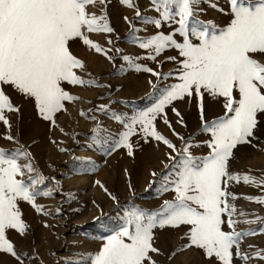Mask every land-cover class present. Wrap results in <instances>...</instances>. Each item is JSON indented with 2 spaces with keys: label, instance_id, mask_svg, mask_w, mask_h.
Returning a JSON list of instances; mask_svg holds the SVG:
<instances>
[{
  "label": "rangeland",
  "instance_id": "374dc122",
  "mask_svg": "<svg viewBox=\"0 0 264 264\" xmlns=\"http://www.w3.org/2000/svg\"><path fill=\"white\" fill-rule=\"evenodd\" d=\"M257 2L238 0L244 7H254ZM132 3L134 6L128 7L120 0H107L105 5L88 6L90 15L100 16L106 12L113 32L87 33L85 30L87 38L103 50L101 53L84 45L80 38L69 41L70 52L83 63L82 68L73 71L85 85L61 82V87L74 99L63 101L64 107L51 120L41 116L34 99L11 86H2L18 111H4L10 127L0 122V149L6 153L16 150L25 153L18 157V163L30 164L33 172L24 168V176L17 178L28 181L42 177L35 190L50 193L36 197L40 212L29 202L18 200L24 233L6 229V239L24 264H91L112 236L125 228L134 231L130 220L135 214L150 215L158 212L165 202L175 201L172 181L181 171L186 142L197 162L211 153L207 147L211 133L204 131V127L225 116L226 101L203 89L202 99L195 94L177 99L153 121L155 130L175 145V152L163 142L146 136L139 124L134 125L135 134L129 137L131 149L121 146L122 137L133 121L159 102L163 89L181 82L177 77L184 59L174 47L167 48L155 59L149 58L154 51L142 49L140 42L155 35L172 34L178 24L162 21L157 28L153 22L161 19L162 9L156 11L150 0H132ZM212 4L215 7L201 0L190 29L196 21L205 25L210 22L217 32L230 24L233 19L230 0H212ZM137 9L141 13L139 17ZM133 34L137 39L132 38ZM173 38L183 43L179 34ZM188 38L199 44L191 31ZM109 40L112 43H108ZM169 57L175 59L169 60ZM253 58L264 63V55L254 54ZM143 68L162 76L173 75L161 80L141 70ZM89 82L94 83L89 85ZM165 117L168 124L164 122ZM181 118L183 124L178 122ZM257 119L253 136L248 137L251 143L239 144L233 149L228 172L264 180V114ZM8 135L14 140L4 138ZM170 156L174 159H169ZM227 191L237 197L233 200L229 196L227 201L236 209L232 216L236 221L235 230L255 232L243 236L239 242L241 254L250 259L244 261L236 257L233 248V264H264V259L257 256L258 253L264 255V204L245 199L264 198V184H245L243 179L228 181ZM222 220L225 221L222 230L231 231L226 214L222 215ZM190 228V225L157 226L152 230L153 247L159 250L149 254L155 264H219L215 258L206 259L202 249L189 246ZM124 240L130 242L127 237ZM0 264L20 262L0 251Z\"/></svg>",
  "mask_w": 264,
  "mask_h": 264
},
{
  "label": "snow or ice",
  "instance_id": "6c2138e0",
  "mask_svg": "<svg viewBox=\"0 0 264 264\" xmlns=\"http://www.w3.org/2000/svg\"><path fill=\"white\" fill-rule=\"evenodd\" d=\"M106 2L0 0V122L10 127L4 111H18L10 103L2 86H11L17 92L34 99L38 112L45 120H51L64 107L63 101L74 99L61 87V82L83 86L85 81L73 71L82 68L83 63L70 52L69 41L80 38L84 45L95 49L97 53L103 52L87 38L85 30L87 33L113 32L107 22L106 12L97 16L87 11L88 6L97 3L105 5ZM120 2L128 7L134 6L132 0ZM200 2L150 0L156 11L162 9L161 19L153 22L155 26L161 27L162 21L175 22L178 28L169 35H155L140 42L139 46L154 51L150 59H155L169 47L177 49L184 58L177 77L181 82L163 89L159 102L133 121L129 131L122 137L121 146L131 149L129 137L135 134L134 125L139 124L146 136L163 142L175 152V145L155 130L153 121L164 112L167 105L177 99H183L186 95L191 97L193 94L202 99L203 89L213 97H223L226 101L225 116L204 127V131L211 133V141L207 144L211 153L197 162L191 156L186 142L182 151L181 171L178 178L172 181L175 201L165 202L158 212L150 215L143 212L135 214L130 220L135 226L134 231L125 228L112 236L91 264H155L149 254L159 250L153 247L152 230L157 226L175 228L180 225L191 226L189 246L202 249L210 261L215 258L219 264H233V248L236 249V257L244 261L250 259L241 254L239 242L243 236L255 232L241 233L235 230L236 221L232 216L236 209L227 201L229 196L233 200L237 197L227 191V183L243 179L245 184L259 186L264 184V180L230 174L228 161L237 145L251 143L248 137L253 136V130L257 127L258 114H264V63L253 58L254 54L264 55V0H258L254 7H244L238 4V0H230L233 19L218 32L210 22L205 25L196 21L190 29L196 12L200 10ZM207 2L209 6L215 7L212 0ZM136 15H141L138 9ZM190 31L199 40V44L190 41ZM176 34L183 38V43L176 42L173 38ZM132 38L137 39L134 34ZM168 59L174 60L175 57ZM141 70L161 80L173 75L169 73L162 76L150 68ZM92 83L89 82V85ZM234 89L239 93L238 100L234 99ZM173 112L180 117L176 109ZM164 122L168 124L166 117ZM178 122L183 124L182 118ZM4 138L14 140L11 135ZM128 154H132L131 150ZM23 155L26 154L19 150L6 153L0 149V251L11 254L20 264H24L23 259L5 236L6 229L24 233L25 225L21 221L17 201L29 202L40 212L42 209L36 205V197L41 194L50 195L35 190L42 177L40 180L29 178L28 181L17 178L24 176V168L29 173L33 172L30 164L21 166L18 163V157ZM169 159L174 157L170 156ZM245 199L264 204L262 197ZM224 214L227 215V225L231 229L229 232L222 230ZM125 237L129 243L125 242ZM257 256L264 259V255L258 253Z\"/></svg>",
  "mask_w": 264,
  "mask_h": 264
},
{
  "label": "bare ground",
  "instance_id": "6f19581e",
  "mask_svg": "<svg viewBox=\"0 0 264 264\" xmlns=\"http://www.w3.org/2000/svg\"><path fill=\"white\" fill-rule=\"evenodd\" d=\"M233 96H234V99H236V100H238L239 99V93H238V91L237 90H233ZM261 116V114H258V117H260ZM257 117V118H258Z\"/></svg>",
  "mask_w": 264,
  "mask_h": 264
}]
</instances>
